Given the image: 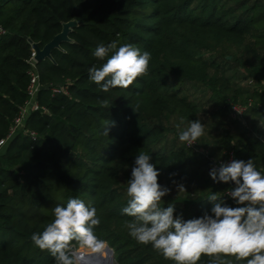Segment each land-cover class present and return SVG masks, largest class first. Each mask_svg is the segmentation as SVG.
Here are the masks:
<instances>
[{
    "label": "trees",
    "instance_id": "16d2710c",
    "mask_svg": "<svg viewBox=\"0 0 264 264\" xmlns=\"http://www.w3.org/2000/svg\"><path fill=\"white\" fill-rule=\"evenodd\" d=\"M71 20L79 23L71 42L53 50L54 62L36 65L45 87L36 100L49 111L28 117L36 137L20 131L0 150V264H55L31 236L71 198L96 208L101 223L94 231L113 248L118 264H175L126 227L134 219L122 209L130 199L135 157L139 151L152 157L161 186H187L161 203L173 204L185 221L211 214L212 193L225 206H239L224 195L235 185L214 182L209 159L181 142L179 132L200 113L191 86L202 89L221 114H229L232 104L245 105V123L237 121L245 127L239 141L226 131L215 144L231 149L237 160L252 159L264 174V0H0L6 31L0 35V140L29 99L28 39L43 48ZM113 41L117 48L131 44L150 52L149 71L127 89L103 92L89 69L106 62L94 56L96 47ZM238 67L245 74L231 75ZM249 78L260 87L241 84ZM60 85L68 94L47 88ZM198 264L213 260L203 256Z\"/></svg>",
    "mask_w": 264,
    "mask_h": 264
},
{
    "label": "clouds",
    "instance_id": "9594fccd",
    "mask_svg": "<svg viewBox=\"0 0 264 264\" xmlns=\"http://www.w3.org/2000/svg\"><path fill=\"white\" fill-rule=\"evenodd\" d=\"M94 56L106 62L89 69V79L103 92L114 88L127 89L148 74L151 54L141 53L131 44L117 48L115 41L99 44ZM112 123L104 130L109 136ZM179 128V125L177 126ZM206 125L196 119L179 132V140L190 147L205 134ZM152 157L139 151L131 178L127 182L128 206L122 213L134 218L126 223L129 234L141 244L153 248L175 264H198L203 256L212 258L213 264H230L222 259L234 257L246 264H264V174L252 159L221 163L219 169L209 172L216 183L235 186L227 191L238 207L225 206L218 193H212L211 214L185 221L175 215V206L161 207L170 189L161 186V173L151 163ZM179 192H185L183 184ZM54 219L42 232L31 236L34 244L55 259V264H87L88 256L108 258V244L97 237L95 228L101 221L95 207L79 198H71L66 206L53 209Z\"/></svg>",
    "mask_w": 264,
    "mask_h": 264
},
{
    "label": "built area",
    "instance_id": "2783aa9c",
    "mask_svg": "<svg viewBox=\"0 0 264 264\" xmlns=\"http://www.w3.org/2000/svg\"><path fill=\"white\" fill-rule=\"evenodd\" d=\"M6 31L0 26V35L5 34ZM29 63L32 67L30 71L31 79L30 84L28 87V95L29 99L26 102L25 105L19 107L18 115L16 116L9 134L6 138L0 140V150L6 145V143L14 137L18 132L22 131L25 135L35 138L36 132L32 131L31 129L27 128L26 124L28 121V117L32 113L36 112H43V113H49V111L45 108L40 106L39 102L36 100L37 95L40 91H42L45 87L41 84L39 74L36 69L37 62L34 60V53L31 59L29 60ZM254 83L251 82V84ZM47 88H51V91L53 94H59V93H65L68 94L67 88L63 85L60 86H49ZM262 108L264 109V103L262 105ZM248 107L241 104H232L230 107V116L233 117L234 120L245 123V114L247 112ZM187 147L202 153L206 158L209 159L211 163V169L217 168L219 169L221 163H229L232 160H237L234 152L227 153L224 157V159H214L213 156L210 155V153L205 150L204 148L200 147L199 143L196 142V144L192 145L191 147L186 143ZM229 199H232L231 197L227 196Z\"/></svg>",
    "mask_w": 264,
    "mask_h": 264
},
{
    "label": "rangeland",
    "instance_id": "374dc122",
    "mask_svg": "<svg viewBox=\"0 0 264 264\" xmlns=\"http://www.w3.org/2000/svg\"><path fill=\"white\" fill-rule=\"evenodd\" d=\"M235 73L239 75H243L245 74V70L242 67H238L235 68V72H232L231 75ZM253 81L254 83L251 84V82ZM241 84L249 88L260 87L257 81H255V79L253 78H249L243 81ZM188 91H190L191 93H195V97L201 100V108L198 119H200L206 125V127H205V134L201 138H199L200 142H202V144H206L204 149L210 151L214 159L216 160L224 159L225 155L227 153L232 152V150L231 149L228 150L223 147L217 146L215 144V141L222 138V136L226 131H228L230 136L236 138L235 141H237L238 140L237 136L241 135L245 127L242 126V124H240L239 122L234 121L233 117L230 116V113L228 114L227 112L226 114H221L218 106H216L215 104L208 103V98L201 94L202 89L191 86L188 89ZM230 107H229V111H230ZM255 123L258 124L259 121H256ZM188 125L189 124L184 125L183 130L187 128ZM245 125H247V127L249 128H253L252 122L249 124L247 122ZM210 170H211V166L209 171ZM184 187L186 189L185 192H187L188 190L187 186ZM168 188L170 189V192L172 194L185 193V192H179L178 186H169ZM224 195H227V192Z\"/></svg>",
    "mask_w": 264,
    "mask_h": 264
},
{
    "label": "water",
    "instance_id": "95a60500",
    "mask_svg": "<svg viewBox=\"0 0 264 264\" xmlns=\"http://www.w3.org/2000/svg\"><path fill=\"white\" fill-rule=\"evenodd\" d=\"M78 26L79 23L76 20H71L67 23H64L62 31L58 33L43 48H41L38 43H35L31 39H28L29 43L32 46V50L34 53V60L37 63H40L46 59H50L51 61L54 62L52 57L53 50L61 49V45L64 42H71L70 33ZM228 59H231V57H228ZM87 264H118V263L115 259V251L113 250V248L109 246L107 259L98 258L93 255L87 258Z\"/></svg>",
    "mask_w": 264,
    "mask_h": 264
},
{
    "label": "bare ground",
    "instance_id": "6f19581e",
    "mask_svg": "<svg viewBox=\"0 0 264 264\" xmlns=\"http://www.w3.org/2000/svg\"><path fill=\"white\" fill-rule=\"evenodd\" d=\"M88 257H89V256H88ZM88 257H87V258H88Z\"/></svg>",
    "mask_w": 264,
    "mask_h": 264
}]
</instances>
